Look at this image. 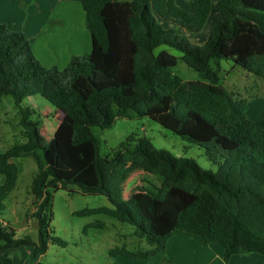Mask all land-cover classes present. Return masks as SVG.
Instances as JSON below:
<instances>
[{"label":"trees","instance_id":"1","mask_svg":"<svg viewBox=\"0 0 264 264\" xmlns=\"http://www.w3.org/2000/svg\"><path fill=\"white\" fill-rule=\"evenodd\" d=\"M90 34V51L75 55L59 68L44 66L20 31L0 24V100L11 95L27 140L0 152V212L14 189L17 167L12 158L30 156L43 168L32 181L34 193L45 192L40 207L50 206L47 187L73 185L82 194L105 196L112 207L79 210L77 215L104 213L134 227V234L152 246L148 251H111L114 257L145 259L164 253L175 231L223 247V262L232 255L264 256V111L246 114V101L221 83V60H231L264 79V0H217L207 37L191 43L171 23L187 33L205 25L212 0H190V11L176 0H80ZM180 52L198 73L183 80L172 71ZM212 63H215L213 67ZM39 94L62 114L50 140L43 142L33 110L20 103ZM129 111L157 122L204 149L216 170L195 160L156 148L146 137L133 135L106 156L90 126L106 129ZM142 171L155 178L150 186L124 185ZM39 212V245L46 231ZM0 222V251L28 244L13 239ZM43 235V237H42ZM57 238H52L57 242ZM42 251L33 249V254ZM164 264H175L165 255ZM0 264H14L3 256ZM35 264H45L37 261Z\"/></svg>","mask_w":264,"mask_h":264},{"label":"rangeland","instance_id":"2","mask_svg":"<svg viewBox=\"0 0 264 264\" xmlns=\"http://www.w3.org/2000/svg\"><path fill=\"white\" fill-rule=\"evenodd\" d=\"M64 3L69 6L71 12L68 17L74 16L77 19L79 12L80 20L85 26L80 0H70L69 3L64 0ZM176 3L182 10L190 11V0H176ZM216 11L217 0H212L209 17L198 33H187L171 23H163V26L175 27L176 31L191 43L201 44L207 37L210 22ZM58 14L59 11H56L48 29L58 26ZM163 49L178 57L177 64L172 68L175 74L183 80L199 79L198 73L180 58V52L168 47ZM212 65L215 67V63ZM219 69L220 83L234 97L244 99L247 116L252 120L257 119L264 111V79L234 65L231 60H221ZM20 106L33 110L29 118L37 121L43 142L50 140L63 114L39 94L25 97ZM129 114L130 117L115 118L112 126L106 129L90 126L91 133L98 140V153L101 157L111 153L127 136L133 135L148 138L156 148L191 158L205 169L216 170V165L207 158L203 148L181 139L148 117L138 116L133 111H129ZM19 119L18 107L13 97L4 95L0 100V152L27 140ZM11 161L17 167V179L14 189L4 200L5 208L0 212V222L11 228L13 239L27 237L29 243L0 251V263L2 257L7 256L12 258L15 264H35L37 261L45 264H164L162 258L164 255L167 257L165 253H156L145 259L112 256L110 253L116 248L124 247L134 252L148 251L152 246L134 234L132 225L120 222L114 217L104 213L75 214L79 210L112 207L103 195L82 194L73 185L47 187L46 190L51 194L50 206L44 205L40 212L46 191L34 193L32 181L43 168L41 161H36L30 156L12 158ZM3 180L4 176L0 174V185ZM151 183H157L153 176L138 171L126 181L124 192L127 193L135 185L150 186ZM39 212L46 231L45 237L42 235L46 246L43 251L37 247ZM52 238H57V242H53ZM34 248L42 253L34 255ZM243 263L242 260L239 261V264ZM251 264L258 263L253 261Z\"/></svg>","mask_w":264,"mask_h":264},{"label":"crops","instance_id":"3","mask_svg":"<svg viewBox=\"0 0 264 264\" xmlns=\"http://www.w3.org/2000/svg\"><path fill=\"white\" fill-rule=\"evenodd\" d=\"M65 1L69 3L70 0ZM56 11H59L58 26L48 29ZM69 13L64 0H0V24L22 32L44 66L62 68L72 56L90 51V34L83 26L79 12L77 19L73 14L68 17ZM164 253L175 264H224L220 244H204L198 237L182 231H175L168 239ZM241 260L243 264L253 261L264 264V256L257 253L232 255L228 264H239Z\"/></svg>","mask_w":264,"mask_h":264},{"label":"water","instance_id":"4","mask_svg":"<svg viewBox=\"0 0 264 264\" xmlns=\"http://www.w3.org/2000/svg\"><path fill=\"white\" fill-rule=\"evenodd\" d=\"M177 156H179V155H177Z\"/></svg>","mask_w":264,"mask_h":264}]
</instances>
